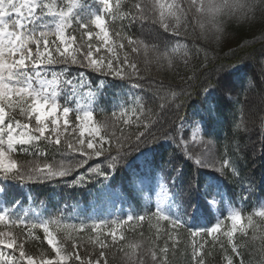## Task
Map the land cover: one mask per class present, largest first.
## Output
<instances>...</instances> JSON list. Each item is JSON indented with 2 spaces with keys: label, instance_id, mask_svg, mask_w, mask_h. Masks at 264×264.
Listing matches in <instances>:
<instances>
[{
  "label": "snow or ice",
  "instance_id": "6c2138e0",
  "mask_svg": "<svg viewBox=\"0 0 264 264\" xmlns=\"http://www.w3.org/2000/svg\"><path fill=\"white\" fill-rule=\"evenodd\" d=\"M262 6L264 0H86L83 4L79 0H0V264H109L110 252L113 259L120 253L122 264H173L180 230L185 228L192 238L191 264H206V256L212 253H206L205 243L197 244L196 238L219 240L224 221L217 219L211 227H198L197 222L224 203L219 181L193 178L184 191L171 194L161 183V196L153 209L151 196L137 182L161 172L149 159L155 152L152 145L161 139L151 130L152 109L132 93L123 99L114 97L108 115L100 102L105 80L140 88L142 72L151 65L171 68L182 49L187 57L181 43L161 50L142 38L145 33L160 29L181 36L193 23L202 37L219 38L225 18L252 23ZM239 71L240 64L217 69L216 84L203 89V114L189 129L193 139L221 118L218 104L209 97L218 90L231 99L236 89L230 77ZM155 94L162 101L161 109L177 96L170 90L161 94V89ZM131 125L137 128L134 136L124 131ZM183 127L182 123L181 131ZM234 127L239 130L238 124ZM174 142L180 149L186 146L183 136ZM142 146L146 151L137 159L142 160L143 170L129 165L128 182L130 199L146 200V210L141 212L134 213L129 205L120 216L89 215L71 203L52 210L27 193L23 199L12 193L14 187L56 184L75 189L91 184L99 185L97 199L111 197L117 194L112 185L117 170L131 151ZM210 155L205 153L195 163L205 166L203 161ZM225 169L238 175L229 158L223 159L218 171L224 174ZM165 179L175 183L171 177ZM181 211L184 215L178 214ZM226 211L231 225L223 235L232 253L225 255L226 264H234L233 257H239L237 264H264V232L256 235L254 221V216L264 221V206L247 216L234 206ZM132 221L147 222L154 234L141 231L139 238L126 236V231H135L125 229ZM161 222H167V228ZM249 229L253 230L250 240L238 244L237 233L248 237ZM38 231L48 249L30 253L25 245L29 238L40 241ZM85 232L94 256L80 254ZM250 241L253 259L246 262L242 249Z\"/></svg>",
  "mask_w": 264,
  "mask_h": 264
},
{
  "label": "trees",
  "instance_id": "16d2710c",
  "mask_svg": "<svg viewBox=\"0 0 264 264\" xmlns=\"http://www.w3.org/2000/svg\"><path fill=\"white\" fill-rule=\"evenodd\" d=\"M142 38L155 43L161 50L171 48L179 42L188 51L190 62L185 64L181 61L180 57L184 52L182 49L176 54L171 68L151 65L148 71L142 72L140 88H130L122 81L105 80L104 97L100 107L106 110L104 115H108L110 113L107 110L110 109L114 97L123 99L126 93H132L141 96L147 102L146 107L152 109L151 119L155 123L151 130L156 136L161 137L152 145L155 152L149 157L153 161V166L161 169V172L158 175L146 176L150 181L149 192L153 209L161 196V183L167 184L171 194L184 191L187 182L193 178L200 180L215 178L219 181L224 193V203L219 206L220 218L212 210L211 216L199 220L197 226L211 227L217 219H223L221 233L218 234L220 238L214 241L211 236L197 237L196 243L204 242L205 252L212 253L211 256H206V264H226L225 255H232L231 246L223 235L231 225L226 210L234 206L247 216L264 206V6L257 10L256 20L252 23L225 18L223 32L219 38L214 35L202 37L198 28L194 30L193 23L187 25L186 33L181 36H173L169 32L154 29L145 33ZM237 64L241 65V71L230 77L236 89L231 99L222 96L218 90H214L209 97L211 103L218 104L221 118L207 125L206 131L202 130L203 136L200 141H193L184 127L181 131V124L189 116L198 121L201 119L205 108L203 89L216 84L217 69ZM92 79L95 81L96 77L93 76ZM157 89H161V94L169 90L175 91L177 96L174 100H168L161 109L159 105L162 101L155 94ZM96 116L97 119L102 118L99 111ZM234 124L239 125V130ZM124 131L125 134L134 136L137 128L131 125L124 127ZM165 136L167 138H163ZM180 136L186 141L184 149L178 148L174 142ZM209 140L210 144L207 143ZM144 151L146 149L142 146L129 153L112 179L117 194L111 197L97 199L95 191L99 185L91 184L75 189L56 184L32 185L23 189L14 187L12 193L20 199L27 193L33 199L43 200L52 210L64 203H71L89 215L108 216L112 213L120 216L128 211L129 205L132 206L134 213L141 212L146 210V201L143 197L130 199L128 182L131 176L129 165L133 169L143 170L142 160L140 163L136 159ZM205 153H211L203 161L205 166L197 165L195 159ZM189 156L192 159H189ZM225 158L235 163L237 176L228 174V169L224 170V174L218 171ZM166 177H171L175 183L168 182ZM187 213L188 217H191L193 209L189 208ZM178 214L184 215L183 211ZM254 221L258 226L256 235H260L264 232V221L258 216H254ZM189 224H192L191 219ZM161 226L167 228V222H161ZM129 227L135 231H126L128 237L139 238L138 233L141 231L145 235L155 232L154 228H149L147 222L140 224L132 221L125 225V229ZM252 231L249 229V236L243 238L237 233L234 239L238 244L242 239L250 240ZM36 234L40 241L29 238L25 245L30 253H36L40 248L48 249L42 232L38 231ZM81 235L83 237L79 249L81 256L86 257L89 253L94 256V246L87 240L89 233ZM191 239L186 228L180 230L181 242L173 264H191ZM221 245L224 247L221 248ZM169 246L171 247V244ZM252 246L250 241L249 247L242 249L246 262L253 259ZM233 260L234 264H237L239 257H233ZM109 264H122L121 254L116 253L113 259L110 252Z\"/></svg>",
  "mask_w": 264,
  "mask_h": 264
},
{
  "label": "rangeland",
  "instance_id": "374dc122",
  "mask_svg": "<svg viewBox=\"0 0 264 264\" xmlns=\"http://www.w3.org/2000/svg\"><path fill=\"white\" fill-rule=\"evenodd\" d=\"M79 2L81 3V4H83V3H86V0H79ZM181 61L183 62V63H185V64H188L189 62H190V59H189V56L187 55V57H185L184 56V52L181 54ZM193 121H198L197 119H195L193 116L192 117H186L185 119H184V121H183V125H184V129L185 130H187L188 132H189V135H190V137H191V139L193 140V141H195V142H198V141H200L201 140V138H202V136H203V131H201V133H200V135L198 136V137H196L195 139H193L192 138V135H191V132L189 131V129H190V127H191V125H192V123H193ZM136 161L138 162H140L141 163V160H138V159H136ZM138 184L140 185V187L144 190V192H146L147 193V195H150L151 196V194H150V192H149V186H150V181H149V179L147 178V177H142V178H139L138 179ZM146 201V200H145ZM151 201H152V199H151ZM214 210H216V209H214Z\"/></svg>",
  "mask_w": 264,
  "mask_h": 264
}]
</instances>
